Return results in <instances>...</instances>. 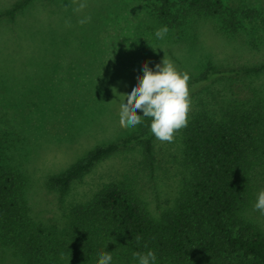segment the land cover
Here are the masks:
<instances>
[{
  "label": "rangeland",
  "instance_id": "obj_1",
  "mask_svg": "<svg viewBox=\"0 0 264 264\" xmlns=\"http://www.w3.org/2000/svg\"><path fill=\"white\" fill-rule=\"evenodd\" d=\"M17 0H0V10ZM174 9L184 5L175 0ZM222 16H187L168 26L155 13L156 0H32L13 20H0V130L15 144L14 161L27 179L31 215L44 225L67 226L70 209L88 201L103 185L122 182L153 215L173 205L186 177L182 133L171 143L152 140L150 169L142 148L117 151L76 178L60 197L48 183L97 147L137 134L121 127L120 103L131 93L146 63L153 71L163 58L198 76L208 64L235 67L264 62V0H220ZM80 3L86 7L79 8ZM177 12V11H176ZM90 17V22L79 21ZM235 24L229 30L222 18ZM256 95L264 105V73L216 79L189 91L190 117L226 97ZM125 102H127L125 100ZM245 216L264 231V215L254 209L264 190V158L251 172ZM0 264H25L0 245ZM43 264H70L52 255ZM93 264V263H92ZM115 264H138L120 258Z\"/></svg>",
  "mask_w": 264,
  "mask_h": 264
},
{
  "label": "trees",
  "instance_id": "obj_2",
  "mask_svg": "<svg viewBox=\"0 0 264 264\" xmlns=\"http://www.w3.org/2000/svg\"><path fill=\"white\" fill-rule=\"evenodd\" d=\"M32 0H17L0 10V20H13ZM154 10L166 25L187 16H222L220 0H156ZM177 11V12H176ZM184 17V18H182ZM229 30L231 20L222 18ZM264 73V62L235 67L208 64L190 76L189 91L216 79ZM256 95L226 97L213 107L197 110L182 133L187 174L173 205L153 215L122 182L103 185L84 203L74 205L65 228L36 220L26 199L27 179L13 163L15 144L0 130V245L25 264H43L64 255L70 264H97L98 254L137 260L134 252L156 254L155 264H264V231L248 219L251 172L264 158V105ZM151 118L137 133L89 150L48 183L62 197L70 184L101 159L139 144L153 165ZM136 236L142 239L139 244Z\"/></svg>",
  "mask_w": 264,
  "mask_h": 264
},
{
  "label": "clouds",
  "instance_id": "obj_3",
  "mask_svg": "<svg viewBox=\"0 0 264 264\" xmlns=\"http://www.w3.org/2000/svg\"><path fill=\"white\" fill-rule=\"evenodd\" d=\"M86 3H80L79 8L86 7ZM90 17L80 20V24L90 22ZM169 28L164 25L158 28L155 36L164 39ZM190 76L187 72H179L174 64L163 58L162 65L157 64L153 71L145 63L143 75L137 77V83L131 93H125L120 103L119 122L121 127L134 128L142 123V116L151 118L150 131L157 140L171 143L174 133L187 127L188 112L190 107L188 81ZM125 100L127 102H125ZM254 209L264 215V190H261L254 204ZM142 238L136 236L139 244ZM97 264H111L112 254L103 251L98 254ZM134 258L138 264H155L156 254L152 250L146 253L134 252Z\"/></svg>",
  "mask_w": 264,
  "mask_h": 264
}]
</instances>
